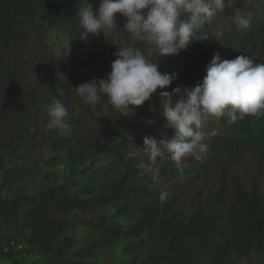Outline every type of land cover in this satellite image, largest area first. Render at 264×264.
<instances>
[{
  "label": "trees",
  "instance_id": "1",
  "mask_svg": "<svg viewBox=\"0 0 264 264\" xmlns=\"http://www.w3.org/2000/svg\"><path fill=\"white\" fill-rule=\"evenodd\" d=\"M88 2L99 7L0 0V264H264V112L204 121L215 133L206 153L180 169L166 159L153 181L136 164L145 136L173 134L161 90L127 117L93 111L75 93L105 78L128 44L161 73L178 74L169 92L202 82L215 53L264 63V0H225L186 49L157 57L119 30L78 39L77 12ZM237 8L249 26H233L221 45L211 40ZM115 22L123 29L126 18L117 13ZM203 32L209 39L197 40ZM54 101L68 115L66 127L50 130Z\"/></svg>",
  "mask_w": 264,
  "mask_h": 264
},
{
  "label": "clouds",
  "instance_id": "2",
  "mask_svg": "<svg viewBox=\"0 0 264 264\" xmlns=\"http://www.w3.org/2000/svg\"><path fill=\"white\" fill-rule=\"evenodd\" d=\"M224 7L225 0H99L95 9L93 2H88L81 4L77 12L80 25L77 38L87 42L90 35L105 36L119 30L127 32L156 57L174 56L194 42L196 34ZM117 13L126 18L123 29L115 22ZM248 15L237 8L230 24L211 31L215 37L211 40L219 43L226 33L233 31V26L247 28ZM203 39H209L207 32L197 40ZM114 55L116 59L105 78L84 82L75 88V93L93 111L99 105L105 113L111 108L119 116L127 117L161 90L159 110L166 121L164 126L172 129L173 134L159 139L145 136L143 155L136 164L153 181L158 179L160 165L166 159L180 169L189 157L200 159L206 153V140L215 133L203 130L204 121L227 117L232 124L245 116L264 112V63H256L251 56L222 60L215 53L202 82L194 87L177 86L169 92L163 89L169 88L178 74L161 73L158 64L147 59L141 47L119 46ZM101 97H106V101L101 102ZM149 108L156 110L151 105ZM67 115L64 104L54 101L48 106L45 127L50 130L66 127ZM167 195L166 191L161 192L160 200L163 202Z\"/></svg>",
  "mask_w": 264,
  "mask_h": 264
}]
</instances>
